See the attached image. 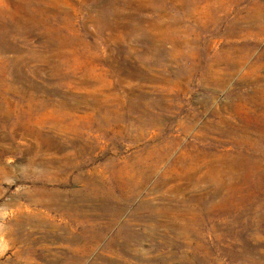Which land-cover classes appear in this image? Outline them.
I'll return each instance as SVG.
<instances>
[{
  "label": "rangeland",
  "instance_id": "rangeland-1",
  "mask_svg": "<svg viewBox=\"0 0 264 264\" xmlns=\"http://www.w3.org/2000/svg\"><path fill=\"white\" fill-rule=\"evenodd\" d=\"M0 264H264V0H0Z\"/></svg>",
  "mask_w": 264,
  "mask_h": 264
}]
</instances>
